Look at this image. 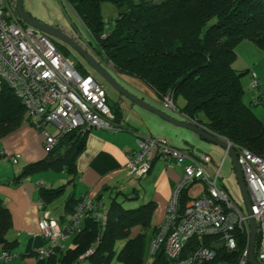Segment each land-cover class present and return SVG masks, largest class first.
<instances>
[{
  "label": "trees",
  "instance_id": "obj_1",
  "mask_svg": "<svg viewBox=\"0 0 264 264\" xmlns=\"http://www.w3.org/2000/svg\"><path fill=\"white\" fill-rule=\"evenodd\" d=\"M65 1L93 35L97 43L94 57L99 62L111 65L121 74L138 78L161 100L170 93L182 113L229 142L233 149L245 148L264 156V123L243 101L246 89L243 78L250 69L238 70L233 66L237 57L236 47L241 41L247 40L264 51V0ZM102 1H110L119 9L118 17L109 23L100 13ZM103 34L106 36L102 37ZM49 38L58 50L69 56L59 41ZM76 63L75 67L84 74L85 71ZM253 76L257 85L252 86L250 81L248 85L258 88L259 79L250 71L249 78ZM178 97L184 101L182 107L177 105ZM253 103L264 107V90L258 93ZM23 112L20 101L3 83L0 87V136L18 125ZM112 112L115 121L118 120L119 112ZM87 133L78 130L66 133L54 149L47 151L44 159L25 165L20 175L11 180L12 183L19 184L29 175L50 168H64L70 174L76 173L75 160L84 148ZM63 187L41 186L39 197L42 207L53 202L63 192ZM188 191V187L180 191L179 213L190 199ZM119 193L123 199H119ZM80 198L71 197L66 202L69 215ZM135 198L121 192L111 197L108 204L101 202V195L92 198L94 206L87 211L80 232L70 238V246L57 247L48 258L37 259L36 264H76L82 259H88L89 264H111L113 261L142 264L149 252L151 238L148 228L155 204L125 205V201ZM10 226V213L0 198V244L4 246L7 243L5 233ZM137 226L140 231L132 233ZM234 233L236 245L233 249H226L218 243L216 236H194L182 251V256L200 245L217 241L212 244L216 256L207 264H237L246 246V237L239 229ZM118 241H123V244L116 251ZM258 244L257 236L253 252L255 258ZM90 248L92 251L81 257ZM149 254L151 264L171 263L163 249Z\"/></svg>",
  "mask_w": 264,
  "mask_h": 264
},
{
  "label": "built area",
  "instance_id": "obj_2",
  "mask_svg": "<svg viewBox=\"0 0 264 264\" xmlns=\"http://www.w3.org/2000/svg\"><path fill=\"white\" fill-rule=\"evenodd\" d=\"M3 83L32 118V124L42 136L46 151L54 149L59 139L73 130L89 132L92 129H122L114 120L105 86L92 76L81 74L75 68L74 61L59 51L43 32L23 25L9 0H0V85ZM250 84L257 85L254 76ZM162 105L181 114L193 125L201 126L175 106L170 93L162 97ZM47 124L56 126L57 132L51 134L45 127ZM135 143L137 149L128 154L125 164L127 171L134 177L146 175L154 157L169 167H184L172 191L165 219L153 232L150 253L163 249L170 258V264H207L216 256L213 242L200 245L183 257L182 251L190 239L194 236H216L218 243L230 250L236 245L234 231L239 229L246 237V246L237 264H247L249 216L235 205L219 184V172L211 173L208 170L209 157L197 158L184 149L170 145L164 137L138 136ZM234 150L248 190L251 216L257 225L259 244L256 258L264 264V156L245 148ZM3 155L5 152L0 150V156ZM7 158L16 162L18 155H8ZM200 182L204 185L201 194L191 197L179 213L180 191ZM42 205L40 201L39 206ZM93 206L91 198L81 197L68 219L61 223L44 214L38 226L46 244L37 249L36 257L45 259L57 247L64 248V241L80 232L87 211ZM91 251L90 248L81 257ZM9 257L10 253L2 252L1 258L6 260Z\"/></svg>",
  "mask_w": 264,
  "mask_h": 264
},
{
  "label": "crops",
  "instance_id": "obj_3",
  "mask_svg": "<svg viewBox=\"0 0 264 264\" xmlns=\"http://www.w3.org/2000/svg\"><path fill=\"white\" fill-rule=\"evenodd\" d=\"M66 57L70 58V56ZM95 59L97 60V58ZM100 63L105 64L104 62ZM243 69L246 68L242 67L238 70ZM247 69L251 71L250 66H247ZM109 71L121 76L120 79L132 90L131 93L134 96L147 101L151 105V101L153 100L162 105V100L157 94L138 78L121 74L113 68H110ZM250 71L248 72L249 76ZM253 73H256L260 87V83L263 81L262 74L259 76L257 71ZM84 74L92 76L87 71ZM101 83L105 86L108 104L111 110L119 112L118 120L115 122L122 129L117 131L90 130L86 134L84 148L75 160L76 173L70 174L64 168H50L45 171L52 170L56 175L35 172L19 184H13L11 180L20 175L25 165L45 158L46 150L44 148L43 138L35 128V125L32 124L31 119H29L30 115L25 109L18 125L6 134L0 136V150L5 152V155L0 156V198L2 199L3 205L8 209L11 218V226L5 233L6 246L0 244V264H36L38 259L36 257L37 249L46 244V240L40 234L38 226L39 220L44 214H47L49 218L57 222L66 221L69 214L65 208V204L71 197L77 199L80 196H84L92 199L101 195V202L105 203L106 198L110 200L111 197L121 192L129 197H136V200L130 202L133 203L130 206H135L136 203L153 202L155 208L148 228V235L152 238L155 228L162 224L165 219L172 191L181 178L184 167L183 165L169 167L167 163L154 157L151 168L146 175L140 178L132 176L125 168V164L128 154L137 149L135 140L138 136L164 137L170 145L184 149L197 158L204 156H202V153L206 152L203 149H207L208 151L209 149L222 148L216 144L208 145L207 142L209 141L183 127L174 125L180 129L190 131L194 136H183L186 140H182L180 138L181 136L177 138L181 131L179 129L172 130V125L160 121H157L160 124V128L151 127L146 123L145 118L150 120L154 125L155 117L145 115L133 109L132 102L124 98L120 93V96H117L114 100L109 98L106 84L104 82ZM147 98L149 100H146ZM182 104H184V101ZM127 108H130L128 112ZM177 115L179 118H175V116L171 117L190 123L181 114ZM51 125L47 124L45 127L51 134H55L57 128L52 125L54 129L52 131V128H49ZM188 139H190V142L187 141ZM8 155H18L17 161L12 162L7 158ZM205 156L209 155L206 154ZM218 157L219 154L217 151L210 150L207 168L211 173H215L216 171L220 172L219 165L216 166ZM60 185H64L63 192L53 202L46 204L44 208L40 207L39 202L41 199L39 197V190L41 186L55 188ZM220 185L225 189L223 184L220 183ZM203 189V183L194 184L189 189L188 196L191 198L201 194ZM119 195L121 194L119 193L117 196L119 197ZM138 231H140V227L137 226L133 228L132 233L135 234ZM70 238L66 240L69 241ZM65 241L64 248L67 247ZM4 251L10 253L11 257L6 260L1 258V254Z\"/></svg>",
  "mask_w": 264,
  "mask_h": 264
},
{
  "label": "rangeland",
  "instance_id": "obj_4",
  "mask_svg": "<svg viewBox=\"0 0 264 264\" xmlns=\"http://www.w3.org/2000/svg\"><path fill=\"white\" fill-rule=\"evenodd\" d=\"M9 1L15 6V0H9ZM22 4H23L24 10L31 17H33L34 19H37L43 24L59 29L64 35L69 37L78 47L82 48L90 55L95 56L94 50L97 48V43L93 35L86 28L84 23L81 21V19L77 16V14L73 11L71 6L65 0H22ZM100 13H101L103 20L109 23L111 20H115L118 17L119 9L114 3L110 1H102L100 5ZM58 43L62 44L63 47L67 49L68 55L70 56V58L72 57L71 59H73L75 63L77 61L82 70L89 72L98 81L104 82L103 79L84 61V59L76 51L70 49L67 45H65L62 42H58ZM236 54H237V57H236L235 62L233 63L234 68L240 69L242 67H245L247 69V66H250L251 71L253 72L257 71L259 73V76L260 74H262L263 81H261L260 83L261 85L258 88L257 87L250 88V86L248 85L249 75L247 74L244 76L243 83L246 89L243 94V101L245 104L251 107L255 116L261 122L264 123V107L262 105H254L253 103V99L258 95V93L264 90V51L257 48L253 43L245 40L237 45ZM110 72L119 84L125 87L127 91L129 89L130 93L132 92V90L125 83H123V81L120 79L121 76L117 75L115 72L114 73H112V71ZM106 87H107L109 98L114 100L117 98V96H120L119 93L115 89L110 87L109 85L106 84ZM146 100H149V99L147 98ZM151 103L152 105L149 103L151 106L166 113L167 115L175 116V118H179V116L177 115L178 113L176 114V112L172 110L165 109L161 105V103L155 100L151 101ZM182 103H183L182 98L178 97L177 98L178 106L182 107L183 106ZM133 104L131 103V105L133 106V109L138 110L141 113H144L145 115H150L152 117H155L154 125L151 123L150 120L145 118L146 123H148L151 127L160 128V124L157 122V121H160L162 123H166V124L169 123L170 125H172L171 126L172 130L179 129L181 132L178 136L176 135L177 138L181 136L180 138H182V140H186V138L183 136H187V137H191L192 135L194 136V134L191 133L190 131L180 129L174 126L172 123L166 121L162 117L158 116L157 114L151 111H147L143 109V107H140L136 104L134 105ZM129 110L130 108H127V112ZM143 125L145 126L144 123ZM49 128H52L51 130L54 131L52 125L49 126ZM189 140L190 139H188L187 141L190 142ZM207 143L208 145H215L214 143H211V142H207ZM203 150L206 153H202V156L203 155L205 156L206 154H208L209 155L208 157H210V150L218 152L219 157H218V163L216 165V166L219 165V168H220L218 182L219 184L221 183L224 185L225 190L228 192L230 197L233 199V202L235 203V205H237L238 208L243 213H246L244 201L240 193V190L238 188V184L236 181V177H235V173H234V169L232 165V160H231L229 153L225 154L224 148L209 149L208 151L207 149H203ZM39 173H43V174L48 173V174L56 175V173L52 172V170L40 171ZM123 198L124 196L119 195V199H123ZM133 200L134 199H132L130 202H132ZM104 202L107 204L109 202V199L106 198ZM130 202L125 201V205H133V203H130ZM137 204L139 205V203H136V205ZM216 242L217 241H214L213 243H216ZM65 243L67 244V246H70L69 244H71L70 240L69 241L66 240ZM122 244H123V241H118L115 244V250L118 251L120 247L122 246ZM254 249H255V245H254ZM149 253L150 252H148V254L146 255L144 262L142 264H151L152 257L150 256ZM76 264H89V261L88 259H82V260H79ZM111 264H118V263L113 261Z\"/></svg>",
  "mask_w": 264,
  "mask_h": 264
},
{
  "label": "water",
  "instance_id": "obj_5",
  "mask_svg": "<svg viewBox=\"0 0 264 264\" xmlns=\"http://www.w3.org/2000/svg\"><path fill=\"white\" fill-rule=\"evenodd\" d=\"M15 11L17 13V16L22 20L25 24L32 26L41 32H43L45 35L60 41L64 44H66L69 48L72 50L76 51L83 59L84 61L103 79V81L115 89L118 93H120L124 98L128 99L130 102L143 107L144 109L151 111L158 116L162 117L166 121L172 123L173 125L183 127L185 129H189L202 137L203 139L214 143L216 145L221 146L222 148L227 151L231 157L232 160V165L236 177V181L238 184V188L240 190V193L242 195L244 205H245V210L246 214L249 216L248 217V225L250 228V240H249V248H248V262L249 264H261L259 263L254 255H253V250H254V245L256 241V236H257V225L254 220V218L251 216V208H250V199L248 195V190L244 181V177L242 175L240 166L238 165L237 162V157L236 153L229 145L228 142L222 140L220 137L217 135L211 133L207 129L201 127V126H196L191 123H186L183 121H179L166 113L156 109L155 107L151 106L149 103L145 102L143 99H140L136 96H134L132 93L127 91L121 84H119L113 75L110 73L109 69L112 68L111 65L109 64H102L98 62L92 55L87 53L85 50L82 48L78 47L69 37L64 35L59 29L48 26L46 24H43L42 22L38 21L37 19H34L31 17L23 8L22 0H15Z\"/></svg>",
  "mask_w": 264,
  "mask_h": 264
},
{
  "label": "clouds",
  "instance_id": "obj_6",
  "mask_svg": "<svg viewBox=\"0 0 264 264\" xmlns=\"http://www.w3.org/2000/svg\"><path fill=\"white\" fill-rule=\"evenodd\" d=\"M17 14V13H16ZM49 37V36H48ZM66 45V44H65ZM71 49V48H70ZM229 143V142H228ZM235 151V150H234ZM46 153H47V151H46ZM228 152L227 151H225V154H227ZM236 153V152H235ZM228 193V192H227ZM257 237V236H256ZM150 252V251H149ZM86 256V255H85ZM84 257V256H83ZM256 259V258H255ZM257 260V259H256ZM258 261V260H257ZM259 262V261H258ZM249 263V262H248ZM260 263V262H259Z\"/></svg>",
  "mask_w": 264,
  "mask_h": 264
},
{
  "label": "flooded vegetation",
  "instance_id": "obj_7",
  "mask_svg": "<svg viewBox=\"0 0 264 264\" xmlns=\"http://www.w3.org/2000/svg\"><path fill=\"white\" fill-rule=\"evenodd\" d=\"M60 42V41H59Z\"/></svg>",
  "mask_w": 264,
  "mask_h": 264
}]
</instances>
